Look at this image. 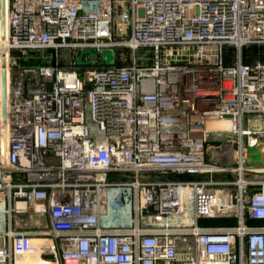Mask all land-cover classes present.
<instances>
[{
  "label": "built area",
  "instance_id": "1",
  "mask_svg": "<svg viewBox=\"0 0 264 264\" xmlns=\"http://www.w3.org/2000/svg\"><path fill=\"white\" fill-rule=\"evenodd\" d=\"M5 14L0 0V264L32 237L52 264H264V164L248 162L264 61L243 54L264 46V0H7ZM25 51L54 62L20 67ZM228 145L233 165L212 159ZM25 214L49 228H13Z\"/></svg>",
  "mask_w": 264,
  "mask_h": 264
},
{
  "label": "rangeland",
  "instance_id": "2",
  "mask_svg": "<svg viewBox=\"0 0 264 264\" xmlns=\"http://www.w3.org/2000/svg\"><path fill=\"white\" fill-rule=\"evenodd\" d=\"M253 48V49H251ZM248 48L247 53L250 54L251 60H263L264 61V46H252ZM89 54L94 57L97 53L95 49H83L80 51V55L77 58L79 64L88 63V61L83 59L84 54ZM144 52V48H140L137 52V56H141ZM18 64L20 67L34 68L39 64H48V62H54V58L50 59V51L46 52H36V51H25L14 53ZM100 54L104 56L103 64H113L116 60V51L114 48H103L100 50ZM131 52H124V56H130ZM47 56V57H46ZM53 56V54H52ZM128 62V61H127ZM118 63H123L118 61ZM150 63V62H148ZM247 117L244 119V126H247ZM223 222L220 219H201L202 224H220ZM225 222V221H224ZM234 220H230L229 223H233ZM13 228L18 230L30 231V232H41L46 231L49 228V219L47 216L39 217L36 215L25 214V215H15L13 218ZM38 237H32L29 244L21 250H16L13 252V261L17 264H52L54 263V258L52 251L49 247L48 242L42 243L36 240ZM52 262V263H51Z\"/></svg>",
  "mask_w": 264,
  "mask_h": 264
},
{
  "label": "water",
  "instance_id": "3",
  "mask_svg": "<svg viewBox=\"0 0 264 264\" xmlns=\"http://www.w3.org/2000/svg\"><path fill=\"white\" fill-rule=\"evenodd\" d=\"M2 4V14L4 12V0H1ZM2 66L4 68L5 61L2 60ZM1 110L3 119L6 117V75L5 70L2 71V88H1ZM230 152V157L223 161L218 155L212 154V159L218 162L224 163L226 165H233L235 162V153L232 146L228 145L224 147ZM248 162L256 164H264V137L258 138L254 147L248 149Z\"/></svg>",
  "mask_w": 264,
  "mask_h": 264
},
{
  "label": "bare ground",
  "instance_id": "4",
  "mask_svg": "<svg viewBox=\"0 0 264 264\" xmlns=\"http://www.w3.org/2000/svg\"><path fill=\"white\" fill-rule=\"evenodd\" d=\"M7 0H4V12H3V24H6V14H5V8H6ZM253 125L259 126V121H254ZM233 124L228 120H210L207 122V128L210 129H226L229 130L233 128Z\"/></svg>",
  "mask_w": 264,
  "mask_h": 264
},
{
  "label": "trees",
  "instance_id": "5",
  "mask_svg": "<svg viewBox=\"0 0 264 264\" xmlns=\"http://www.w3.org/2000/svg\"><path fill=\"white\" fill-rule=\"evenodd\" d=\"M251 47H252V46L243 49V54H244V56H245V58H244V61H245V62H249V61H251L250 54L247 53V51H246V50H248V48H251ZM245 49H246V50H245ZM251 49H253V48H251ZM262 61H263V60H262ZM220 220L223 221V222H221L220 224L228 223V221H227L226 219H220ZM224 221H225V222H224Z\"/></svg>",
  "mask_w": 264,
  "mask_h": 264
}]
</instances>
